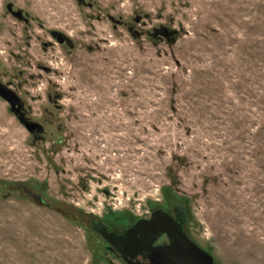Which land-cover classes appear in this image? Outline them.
<instances>
[{
	"label": "rangeland",
	"instance_id": "1",
	"mask_svg": "<svg viewBox=\"0 0 264 264\" xmlns=\"http://www.w3.org/2000/svg\"><path fill=\"white\" fill-rule=\"evenodd\" d=\"M0 84L44 129L0 97V264H111L92 218L175 204L264 264V0H0Z\"/></svg>",
	"mask_w": 264,
	"mask_h": 264
},
{
	"label": "flooded vegetation",
	"instance_id": "2",
	"mask_svg": "<svg viewBox=\"0 0 264 264\" xmlns=\"http://www.w3.org/2000/svg\"><path fill=\"white\" fill-rule=\"evenodd\" d=\"M84 0H82L80 3H82ZM11 7V8H10ZM11 14H13L15 11L13 9V6H8L7 8ZM22 13V21H28V18L26 17L27 14ZM14 15V14H13ZM15 16V15H14ZM19 19V18H18ZM21 20V19H20ZM57 37V40L62 39L64 42L61 44H64L65 42H69L67 38L61 37L59 34H55ZM58 40V41H59ZM21 109L20 114H23V117L25 120L29 121L27 114ZM36 136L39 137V133L44 132L38 128L35 130ZM35 136V135H34ZM30 195L31 193H27ZM36 199L42 200L40 195L35 196ZM162 210V211H160ZM160 211L159 215L162 216L161 224H158L157 229L164 230V232L157 238V240L153 243L148 245L146 248H143L142 250H133V245L127 244L126 248L125 245L119 244L118 246L112 245L108 240H106L105 237L102 235V231L106 230L107 233H114V234H123L127 232L129 229H132V227L139 225L138 227H147L149 226V221L153 219V216L156 212ZM167 214H165V213ZM158 214V213H157ZM188 212L184 210L182 207H180L178 204H175L173 208L165 209L160 206V208L152 209L151 211H148L146 215H141V217L136 218L129 226L123 230L116 231L114 227L109 226L104 221L97 218H92L91 224L101 237V239L104 242V248L106 251V254L108 255L107 258L110 260L109 262L112 264L113 261L120 262L121 264H161L163 257L159 256L162 251L169 250V248L176 246L177 243L181 242L180 235L181 231H184V233L189 237V234L187 232V222H188ZM153 229H156V227H153ZM199 247H201L193 238H191ZM117 245V244H116ZM136 248V246H135ZM202 248V247H201ZM123 249V254L121 253V250ZM126 251H125V250ZM203 250L209 252L206 248H202ZM171 252V250H169ZM211 254V252H209ZM212 255V254H211ZM169 259V258H168Z\"/></svg>",
	"mask_w": 264,
	"mask_h": 264
},
{
	"label": "water",
	"instance_id": "3",
	"mask_svg": "<svg viewBox=\"0 0 264 264\" xmlns=\"http://www.w3.org/2000/svg\"><path fill=\"white\" fill-rule=\"evenodd\" d=\"M78 1L81 2L82 0ZM13 14L17 18L21 20L23 19L21 11L14 12ZM59 41L61 43L64 42L62 39H60ZM0 97L9 103L10 111L13 114H16L19 121L25 126V128L28 129V131L34 132L38 128L43 131L41 125L24 119L23 114H20L22 105L20 104L18 96L16 94H13L10 90H8L1 84ZM160 211L154 214L153 219L149 221L150 223L147 227H138L139 225L137 224L136 226L132 227V229H129L123 234L117 235L114 233H107L106 230L102 231L101 233L103 237H105L106 240H108L112 245L118 246L119 243L125 245L126 248V245L131 243L133 245L132 251L142 250L148 245L153 244L157 240V238L164 232V230L157 229L158 224H161L162 220V216H157L159 215ZM153 227H156V229H153ZM179 235L181 238V242L177 243L176 246L169 248L171 252H169V250H166L162 251L161 254H159L161 258L163 257L161 264H215L213 255L205 251V249L203 250L201 247H199L191 238H188L184 231H181V234ZM120 250L123 254V249Z\"/></svg>",
	"mask_w": 264,
	"mask_h": 264
},
{
	"label": "trees",
	"instance_id": "4",
	"mask_svg": "<svg viewBox=\"0 0 264 264\" xmlns=\"http://www.w3.org/2000/svg\"><path fill=\"white\" fill-rule=\"evenodd\" d=\"M23 189H24V191L26 192V196H28V194L27 193H31L29 190H28V188L27 187H23ZM42 198V197H41ZM39 200V199H38ZM39 201H41V200H39Z\"/></svg>",
	"mask_w": 264,
	"mask_h": 264
}]
</instances>
